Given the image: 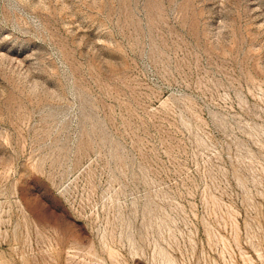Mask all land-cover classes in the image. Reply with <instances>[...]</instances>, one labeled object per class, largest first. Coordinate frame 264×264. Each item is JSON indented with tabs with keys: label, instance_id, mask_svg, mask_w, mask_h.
<instances>
[{
	"label": "rangeland",
	"instance_id": "rangeland-1",
	"mask_svg": "<svg viewBox=\"0 0 264 264\" xmlns=\"http://www.w3.org/2000/svg\"><path fill=\"white\" fill-rule=\"evenodd\" d=\"M0 264H264V0H0Z\"/></svg>",
	"mask_w": 264,
	"mask_h": 264
}]
</instances>
